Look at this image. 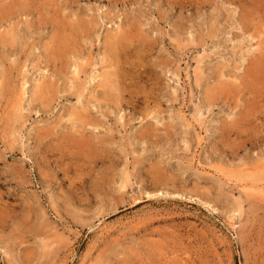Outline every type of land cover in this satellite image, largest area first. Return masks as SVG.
<instances>
[{"label":"rangeland","instance_id":"1","mask_svg":"<svg viewBox=\"0 0 264 264\" xmlns=\"http://www.w3.org/2000/svg\"><path fill=\"white\" fill-rule=\"evenodd\" d=\"M0 264H264V0H0Z\"/></svg>","mask_w":264,"mask_h":264},{"label":"bare ground","instance_id":"2","mask_svg":"<svg viewBox=\"0 0 264 264\" xmlns=\"http://www.w3.org/2000/svg\"><path fill=\"white\" fill-rule=\"evenodd\" d=\"M2 25V24H1ZM17 27V26H16ZM15 40V39H14ZM114 44V43H113ZM118 44V43H117ZM114 47H115V45H114ZM89 102V101H88ZM87 116V115H86ZM94 122V121H93ZM146 131V130H145Z\"/></svg>","mask_w":264,"mask_h":264}]
</instances>
